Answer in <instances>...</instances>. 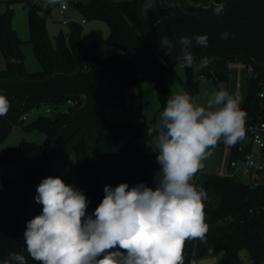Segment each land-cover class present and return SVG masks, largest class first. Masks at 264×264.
<instances>
[{
	"label": "trees",
	"instance_id": "obj_1",
	"mask_svg": "<svg viewBox=\"0 0 264 264\" xmlns=\"http://www.w3.org/2000/svg\"><path fill=\"white\" fill-rule=\"evenodd\" d=\"M23 1L29 9L30 39L40 63L37 71H28L25 66L23 40L13 25L15 9L13 4ZM209 4L212 0H193ZM225 2L229 0H213ZM44 0H0V51L5 67L0 69V78H10L17 74L26 79H39L54 71L71 73L78 68L107 66L127 58L134 53L132 45L153 49L143 18L139 12V0H67L75 7L85 21L102 20L109 27L107 41L120 49L110 60H103L96 46L84 40L83 23L70 21L68 31H60L54 39L49 35L47 22L53 10L59 6L42 7ZM43 15H37L38 12ZM243 60L250 63L245 84L246 95L241 100V108L247 113L246 125L258 118H264V103L259 97L260 83L264 80V67L247 57H229L223 61L212 58L208 65V76L216 87L223 82L229 91L231 77L228 60ZM197 60V59H196ZM162 75H148L119 87L121 100L124 89L140 84L152 77L159 102L158 112H162L166 102L173 95ZM189 71L191 68H187ZM185 86L193 92L195 84L190 75ZM237 94V93H235ZM78 103L69 111H61L56 98L25 99L8 97L10 107L6 115L0 116V143L7 138L16 125L23 124L24 113L42 105L53 107L51 115H38L26 127H34L46 137L42 142L22 140L17 147H5L0 152V165H18L24 170L19 178L0 177V264L8 260L10 254L23 255L26 264H40L32 260L24 243L27 222L42 213V205L35 201L36 188L47 177H59L68 167V158L74 153L76 158L78 184L88 199L86 215H92L104 198V187H115L127 183L118 178L113 169L112 152L117 151L123 167L130 178L155 189V172L160 170L156 162L157 148L152 143V132L146 122L131 125L125 121L110 120L104 110V102L97 115V147L87 146L83 129L77 130L58 151L52 141L71 113L82 103L83 98L75 95ZM155 121V118H153ZM240 142V141H239ZM231 146L237 149L239 144ZM235 156V154H233ZM197 175V174H196ZM195 175V176H196ZM128 184V183H127ZM129 185V184H128ZM135 186V185H134ZM133 186L129 185V188ZM207 192L204 201L205 219L208 224L225 225V232L209 236L207 243L196 248L195 240L185 241L182 249L183 264H191L194 259L218 256L217 264H239L241 251L245 250L252 261L264 260V187H253L237 177H225L218 173H208L201 184L196 186ZM10 264L18 262L10 261Z\"/></svg>",
	"mask_w": 264,
	"mask_h": 264
},
{
	"label": "clouds",
	"instance_id": "obj_2",
	"mask_svg": "<svg viewBox=\"0 0 264 264\" xmlns=\"http://www.w3.org/2000/svg\"><path fill=\"white\" fill-rule=\"evenodd\" d=\"M57 4L67 7L66 0H44L42 7ZM214 5L213 15H222L226 4ZM152 6L153 0H147L144 11ZM228 37L227 31L221 33V39ZM193 40L204 48L209 44L207 35L180 37L177 61L184 68H191L195 61L190 51ZM161 46L166 56L174 48L168 36L162 37ZM211 59L204 56L200 67ZM4 91L0 88V116L10 107ZM240 105L239 94H230L223 82L203 105L184 90L173 94L155 128L149 130L156 132V162L162 174L157 187L106 185L92 215H86L89 201L82 190L59 177L44 178L35 196L42 213L27 222L24 232L32 260L40 264H183L185 241L199 239L206 244L209 230L204 212L207 192L192 180L218 143L234 146L245 138L247 113ZM10 261L26 264L25 257L16 253L3 264Z\"/></svg>",
	"mask_w": 264,
	"mask_h": 264
},
{
	"label": "water",
	"instance_id": "obj_3",
	"mask_svg": "<svg viewBox=\"0 0 264 264\" xmlns=\"http://www.w3.org/2000/svg\"><path fill=\"white\" fill-rule=\"evenodd\" d=\"M147 0H139V12L153 42V49L132 45L134 53L103 67L78 68L71 73L54 71L39 79L19 74L0 78V88L7 97L25 99L78 95L82 103L71 113L52 141L58 151L79 129H83L87 146L97 147V115L104 100L116 89L148 75H162L166 67L177 63L180 37L207 35V48L193 40L190 51L195 60L208 56L223 61L229 57H247L264 67V0H229L220 16L213 15L215 1L209 4L193 0H153L144 11ZM227 31V40L221 33ZM232 33H235L233 38ZM168 36L174 48L165 55L161 39Z\"/></svg>",
	"mask_w": 264,
	"mask_h": 264
},
{
	"label": "rangeland",
	"instance_id": "obj_4",
	"mask_svg": "<svg viewBox=\"0 0 264 264\" xmlns=\"http://www.w3.org/2000/svg\"><path fill=\"white\" fill-rule=\"evenodd\" d=\"M13 7L15 9L13 25L23 40L22 47L25 54V66L28 71H37L40 69V63L34 52L33 45L29 41L30 26L28 6L23 1H17L13 4ZM66 18H69L70 21L80 22L82 19V14L75 7L69 5V9L66 11ZM62 19L63 17L61 14H59L58 7L55 8L47 22L48 33L52 39H54V37L60 31H62L64 34L67 33L69 25L64 24ZM82 25L85 42L87 44L95 45L98 55L103 60H110L120 52V49L117 46L107 41L110 30L106 22L102 20L90 19L84 22ZM0 56L2 58L1 52ZM201 59L202 58L194 61L190 71L187 68H181L179 62L175 63L174 65L168 67L167 71L164 73V79L167 85L171 88L173 94L179 92L180 90H184L193 98L196 103L203 105L206 103L208 96L213 91L217 90V87L213 78L208 76V65L206 67H200ZM229 61L234 60H228V63ZM229 68L231 69V67ZM238 70L239 69L236 68L231 69L232 74L229 81V93L239 94L242 100L246 95L245 84L247 81V73L244 69L240 75ZM204 73L207 75L205 78L202 77ZM190 75L192 76V80L195 84L193 92H190L185 86V82ZM103 104L105 105L104 110L106 115L110 120L125 121L131 125L146 122L151 130L154 129L155 125L158 123L161 113L158 112L159 102L152 77L143 79L140 84H133L126 87L124 89L123 100H121L119 92L113 91ZM45 106L46 105H42L41 109H44ZM28 117L29 119L23 124L16 125L7 138L0 143V152H2L5 147H17L22 140L36 142H42L45 140L46 135L43 132L39 131L37 128H28L25 126L30 121H32L36 115L29 114ZM153 118H155V121H153ZM152 134L155 140L156 132L153 131ZM226 147L227 145L221 141L218 143L215 149L212 150L213 155L203 161L204 168L196 175L197 185L203 182L206 174L214 172L217 173L222 169V162L224 158L226 159ZM114 169L116 173H122L125 171L124 167L119 161L115 162ZM23 172V168L18 165H0V177L19 178L22 176ZM160 176L161 173H159V177ZM60 178L67 185H74L75 187L77 186L78 172L74 153L69 155L68 167L61 174ZM127 178L129 180V184L134 186L135 182L128 176V174ZM197 240L198 239L195 240V244ZM240 255L242 260L239 264H264V260L256 263L249 259L245 250H242ZM206 258L208 259L209 257ZM201 259L202 258L196 259L198 264H201Z\"/></svg>",
	"mask_w": 264,
	"mask_h": 264
},
{
	"label": "built area",
	"instance_id": "obj_5",
	"mask_svg": "<svg viewBox=\"0 0 264 264\" xmlns=\"http://www.w3.org/2000/svg\"><path fill=\"white\" fill-rule=\"evenodd\" d=\"M38 1V0H30ZM69 9L67 3L66 8L58 6V12L62 15L63 23L68 24L69 18H66V11ZM82 23L86 22L84 19ZM179 65L181 68L180 62ZM253 67L248 63V71H252ZM202 77H207L204 73ZM260 101L264 103V80L260 83L259 90ZM78 103V98L75 95L65 96L62 100H59L61 111H69L70 108L75 107ZM53 113V107L46 105L44 109L34 107L30 112H26L22 115L21 120L27 121L29 114L38 115H51ZM235 154V156H233ZM221 176L225 177H237L243 182L253 187H264V118H258L257 120L250 121L246 125L245 138L240 140L237 149H232L231 146L226 147V159L222 162V169L217 172ZM192 183L197 186L196 176H194Z\"/></svg>",
	"mask_w": 264,
	"mask_h": 264
},
{
	"label": "crops",
	"instance_id": "obj_6",
	"mask_svg": "<svg viewBox=\"0 0 264 264\" xmlns=\"http://www.w3.org/2000/svg\"><path fill=\"white\" fill-rule=\"evenodd\" d=\"M82 20V19H81ZM1 52V51H0ZM2 59V60H1ZM229 67L232 68H236V69H239L238 70V73L241 75V72L242 70H246V73H247V76H248V63L243 61V60H234V61H229L228 63ZM5 67V60L2 56H0V69H3ZM231 69H230V73H231ZM232 74V73H231ZM247 79V78H246ZM106 114V112H105ZM107 116V115H106ZM144 121V120H143ZM152 143L153 145H155V140H154V137H153V134H152ZM156 146V145H155ZM112 158H113V169H114V165H115V162L120 161V156L118 154L117 151H113L112 152ZM123 166V165H122ZM120 169V167H119ZM124 172L122 173H116L115 169H114V172L116 174V176L118 178H121L123 180H125L128 184H129V180L127 178V174L129 176V173L128 171L124 168ZM159 170H157L155 172V176H156V180H157V185L159 184V181L161 179V176L159 177ZM126 174V175H125ZM162 175V174H161ZM130 177V176H129ZM134 180V179H133ZM134 184L136 185L137 184V181L134 180ZM130 185V184H129ZM207 223V222H206ZM208 224V223H207ZM209 226V230L207 232V235H206V239L209 237V236H212V235H215V234H219V233H222V232H225L227 230V227L225 225H213V224H208ZM196 240V239H195ZM204 243H202L199 239L196 241V248H200ZM209 258L207 259L206 257L202 258L200 263L201 264H216L217 261H218V256H208ZM191 264H198V261L196 259H194Z\"/></svg>",
	"mask_w": 264,
	"mask_h": 264
}]
</instances>
